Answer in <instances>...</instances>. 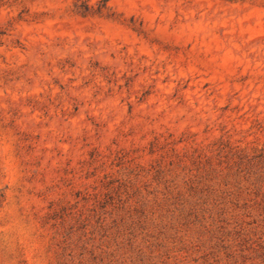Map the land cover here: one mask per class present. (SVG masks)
I'll return each mask as SVG.
<instances>
[{
    "label": "rangeland",
    "instance_id": "374dc122",
    "mask_svg": "<svg viewBox=\"0 0 264 264\" xmlns=\"http://www.w3.org/2000/svg\"><path fill=\"white\" fill-rule=\"evenodd\" d=\"M0 264H264V0H0Z\"/></svg>",
    "mask_w": 264,
    "mask_h": 264
}]
</instances>
